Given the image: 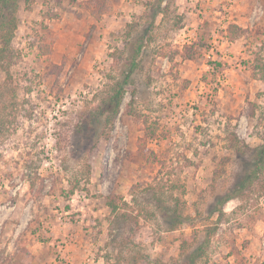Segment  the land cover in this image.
Wrapping results in <instances>:
<instances>
[{
	"label": "rangeland",
	"instance_id": "374dc122",
	"mask_svg": "<svg viewBox=\"0 0 264 264\" xmlns=\"http://www.w3.org/2000/svg\"><path fill=\"white\" fill-rule=\"evenodd\" d=\"M18 4L0 264H264V0Z\"/></svg>",
	"mask_w": 264,
	"mask_h": 264
},
{
	"label": "trees",
	"instance_id": "16d2710c",
	"mask_svg": "<svg viewBox=\"0 0 264 264\" xmlns=\"http://www.w3.org/2000/svg\"><path fill=\"white\" fill-rule=\"evenodd\" d=\"M18 7H19L18 0H0V68L5 70L7 74L9 75H10V71L8 70V66L6 65L4 60L9 51L12 39L14 37L15 30L17 29L18 19H17L16 11L18 10ZM232 28H239V26L230 25L229 31ZM141 47H142V43L139 44V49H138L139 52H140ZM259 68H260V71L264 74V65H259ZM124 94H125V89L122 83H120L118 84V86L115 87V91L113 95L111 96L113 110L107 116L108 123L113 122L116 116L118 115ZM263 165H264V146L260 147L257 150L254 171L257 172L261 170L263 168ZM245 183H246V179L241 180V183L237 187L238 190L236 189L237 192H240V190H242L241 189L242 185H244ZM229 198H231L230 195L225 196L226 200H228ZM107 205L111 208L113 212L117 211L119 208V202L115 199L114 196L107 197ZM182 217L183 215L181 213L177 214V220L179 222L182 221ZM204 246H205L204 243L201 244L181 264H194L195 260L197 259V256H199L200 252L204 249Z\"/></svg>",
	"mask_w": 264,
	"mask_h": 264
}]
</instances>
